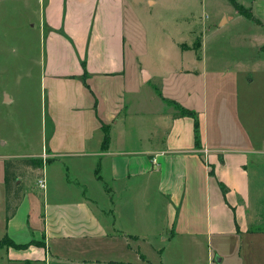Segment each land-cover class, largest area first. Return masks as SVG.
Returning a JSON list of instances; mask_svg holds the SVG:
<instances>
[{"label":"crops","instance_id":"obj_1","mask_svg":"<svg viewBox=\"0 0 264 264\" xmlns=\"http://www.w3.org/2000/svg\"><path fill=\"white\" fill-rule=\"evenodd\" d=\"M134 2L38 0L48 120L41 151L25 157L49 161L34 171L45 181L39 208L25 194L4 220L6 264H153L141 244L155 236L212 264L234 238L264 232L254 229L264 228V34L213 47L199 36L169 60V12H150L151 58L127 24ZM233 10L231 23L245 25ZM180 108L197 118V145ZM153 250L162 260L166 247Z\"/></svg>","mask_w":264,"mask_h":264},{"label":"rangeland","instance_id":"obj_2","mask_svg":"<svg viewBox=\"0 0 264 264\" xmlns=\"http://www.w3.org/2000/svg\"><path fill=\"white\" fill-rule=\"evenodd\" d=\"M148 1L136 0L134 5L127 3L126 19L136 36L137 48L144 55L149 52L151 58L157 57L158 42L152 31L150 12H169V28L167 27L169 60L176 58L178 46L176 43L196 45L199 36L205 45L211 47L219 43L236 42L255 45L263 38L264 26L246 18L245 25L231 23L230 18L234 10L230 0H167L169 8L163 5H151ZM236 1L244 7H251L253 14L264 24V0ZM219 16L229 18V22L223 24V27L217 26ZM40 18L41 8L38 0H0V235L7 215L3 183L4 163L7 160H21L26 158V155L39 153L42 148L45 122L48 120L40 82L42 54ZM247 27L252 28L253 36L248 33L250 30ZM253 28H257L258 32L255 33L256 29ZM242 31L249 36L241 39ZM157 38L159 39V36ZM165 41L167 44V38H161V42ZM258 49L253 52L254 59L261 53ZM256 89L254 84L253 95L256 94ZM39 177L41 176L37 172L26 169L17 172L16 180V183L21 184L20 198L22 199L25 194L34 196L37 198L38 208L41 205L39 193L42 191L37 185ZM36 206L33 205V208ZM31 219L36 220V216L31 214ZM261 233L264 234V232L248 233L239 241L238 237L234 238V242L221 249L220 256L223 260L216 262V259H213L212 264H264V242L250 243L246 239L251 236H261ZM152 240L149 244L142 243L141 251L153 264H207L204 257L189 258L182 250L176 252L173 249L169 253V244L163 243L161 236H155ZM161 246L166 247L162 260L153 250ZM151 249L155 251L154 254ZM5 262L0 258V264H6Z\"/></svg>","mask_w":264,"mask_h":264},{"label":"trees","instance_id":"obj_3","mask_svg":"<svg viewBox=\"0 0 264 264\" xmlns=\"http://www.w3.org/2000/svg\"><path fill=\"white\" fill-rule=\"evenodd\" d=\"M231 3L235 10L241 15L245 16L249 20L253 21L256 24L261 22L252 14L249 8L238 4L235 0H231ZM180 115H193L194 117V137L195 144L199 142V130L198 122L195 114L191 111L180 108ZM106 142V140H105ZM104 142V143H105ZM49 161L48 158L43 159L42 157H26L21 160H7L4 163V185H5V202H6V220H9L15 213L16 208L18 207L21 198V184L16 183L17 172L24 171L26 169H31L35 171L36 169H42L44 164ZM14 202V204H13ZM8 245H13L12 242L7 238L3 237L0 239V248Z\"/></svg>","mask_w":264,"mask_h":264},{"label":"built area","instance_id":"obj_4","mask_svg":"<svg viewBox=\"0 0 264 264\" xmlns=\"http://www.w3.org/2000/svg\"><path fill=\"white\" fill-rule=\"evenodd\" d=\"M42 158L45 159L46 156L43 155ZM153 163H156L155 158H153ZM37 185H38V187H39L41 190L44 189V188H45V181H44V178L39 177V178L37 179Z\"/></svg>","mask_w":264,"mask_h":264}]
</instances>
